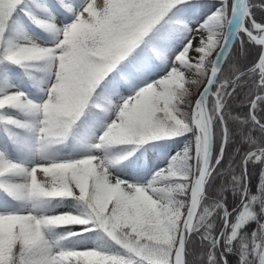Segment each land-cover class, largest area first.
I'll return each instance as SVG.
<instances>
[{
    "label": "snow or ice",
    "instance_id": "1",
    "mask_svg": "<svg viewBox=\"0 0 264 264\" xmlns=\"http://www.w3.org/2000/svg\"><path fill=\"white\" fill-rule=\"evenodd\" d=\"M0 264H264V0H0Z\"/></svg>",
    "mask_w": 264,
    "mask_h": 264
}]
</instances>
